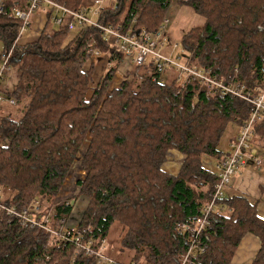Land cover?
I'll list each match as a JSON object with an SVG mask.
<instances>
[{"label": "trees", "instance_id": "16d2710c", "mask_svg": "<svg viewBox=\"0 0 264 264\" xmlns=\"http://www.w3.org/2000/svg\"><path fill=\"white\" fill-rule=\"evenodd\" d=\"M50 1L72 12L97 9L96 20L105 26L127 30L134 21L153 37L171 6L186 5L204 24L183 36L184 63L226 85L241 82L253 95L264 88V0ZM27 6L26 0L5 1L0 51L16 41L22 22L14 12ZM39 13L46 20L38 35L16 47L10 61L18 79L6 92L16 105L0 114V189L9 194L10 204L21 207L37 200L45 212L53 208L55 218L89 229L84 240L94 249L108 240L115 224L121 225L119 252L127 254L126 261L106 251L118 263L181 264L191 239L180 226L202 214L218 181L203 167V158L218 162L230 153L223 154L220 142L230 125L239 128V135L251 105L200 82L178 93L175 72L160 79L154 64L128 68L119 54L96 82L87 46L116 53L103 34L79 25L69 40L71 16L62 17L51 6L34 14L33 29ZM126 74V79L119 77ZM253 133L254 146L264 151V118ZM170 151L184 156L177 175L164 170ZM75 168L84 176L76 180L74 204L61 202L60 191ZM220 204L224 212L210 217L198 242L204 252L196 254L193 264H231L247 234L261 244L253 264H264L258 202L225 196ZM94 262L74 244L50 241L46 233L0 219V264Z\"/></svg>", "mask_w": 264, "mask_h": 264}, {"label": "built area", "instance_id": "2783aa9c", "mask_svg": "<svg viewBox=\"0 0 264 264\" xmlns=\"http://www.w3.org/2000/svg\"><path fill=\"white\" fill-rule=\"evenodd\" d=\"M6 0H0V15L4 12V3ZM27 9H16L14 15L22 22L19 35L11 46V48L0 51V114L7 108L16 105V101L7 95L4 83L11 72L10 61L14 53V49L21 46L22 38L33 29L32 20L34 14L41 10L45 11L46 6L53 7L58 13L63 16H71L72 21L69 24V29L81 30L82 26H90L97 29L103 34L104 40L110 45L111 49L115 50V54L110 56L101 49L89 44L86 49V54L94 61L97 69L107 71L114 62L118 61V56L122 55L124 61L122 63L128 68L132 65H142L150 62L156 66L157 72L160 74L158 78L162 79L166 72L172 71L177 74L178 93L186 88L191 82H200L202 86H207L209 90L219 91L223 95H231L251 105V116L249 120L241 127L237 138L230 145V153L220 161H216V174L218 181L214 186V194L211 202L207 204L202 214L194 219L192 224L180 226L181 230L186 231L190 235L191 243L187 253L182 258L181 264H193V259L198 252L203 253L204 249L200 248L198 242L204 231L209 225L210 217L214 214H222L224 207L220 204L227 191L233 187L235 180L242 177L247 171L248 164H254L258 169L264 168V151L254 146L253 132L255 125L264 118V88L261 89L258 95H253L247 86L241 82L228 83L227 85L221 81L212 78L209 72L201 69H196L187 63H179L171 56H167L169 52L167 43V26L169 17H165L156 37L148 33L145 27L138 28L134 26V21L124 30L121 26L108 25L105 26L101 22L94 20L92 17L98 14L97 9L82 10L72 12L61 7L60 5L50 0H26ZM101 3V1H97ZM62 17L55 19L56 24L62 23ZM81 25V27H78ZM176 48V45L173 46ZM166 49V50H165ZM165 50V51H164ZM101 65V66H99ZM120 66L118 69L121 73H126ZM127 68V69H128ZM122 69V70H121ZM97 73V72H96ZM99 75L98 73L95 75ZM125 76H119L126 79ZM119 78H115V85H119ZM75 173L78 176H75ZM84 173L78 168H75L73 173L67 178L63 185L59 198L67 189L69 182L72 179L83 178ZM76 188V181L75 187ZM4 192L0 189V219H8L17 221L22 226L32 230H37L48 234L51 241L66 242L74 244L78 249H83L87 254L95 258L94 264H126L118 263L111 258L107 253V241H103L99 249H94L91 243H86L84 235L90 230L81 231L77 226L70 223L67 218H55L56 214L53 208L45 212L40 201H34L26 206H16L10 204L3 196ZM61 200V199H60ZM67 202V201H66ZM70 203V200H68ZM70 204H73L70 203ZM135 264V263H130Z\"/></svg>", "mask_w": 264, "mask_h": 264}, {"label": "crops", "instance_id": "0c3cea01", "mask_svg": "<svg viewBox=\"0 0 264 264\" xmlns=\"http://www.w3.org/2000/svg\"><path fill=\"white\" fill-rule=\"evenodd\" d=\"M46 20V15L44 13H39L35 18V29L29 31L21 40L20 45L26 44L29 41L33 40L34 32L40 30L42 28L41 23ZM41 26V27H40ZM14 71V70H13ZM11 72L9 75L13 72ZM8 75V76H9ZM8 78V77H7ZM18 79V78H17ZM7 80V79H6ZM10 80L9 84H4L6 90H13L16 86H12ZM17 83V81H16ZM239 132V128L235 125L232 126V131L227 139L226 150H222L223 154H227L230 149L231 140L234 139ZM184 156L177 151H170L169 152V160L164 165V170L172 175H177L180 171L182 166V161ZM216 160L205 157L203 158V167L210 172L216 173ZM226 196H245L250 201L258 202L257 212L258 216L261 219H264V168L258 169L254 164L250 163L247 166V171L245 172L244 176L235 180L233 187H231L228 191ZM260 240L258 237L252 234H247L241 240L235 255L231 261V264H253L254 260L260 250Z\"/></svg>", "mask_w": 264, "mask_h": 264}, {"label": "rangeland", "instance_id": "374dc122", "mask_svg": "<svg viewBox=\"0 0 264 264\" xmlns=\"http://www.w3.org/2000/svg\"><path fill=\"white\" fill-rule=\"evenodd\" d=\"M93 1L94 0H85V4L93 5L94 4ZM102 1H104L105 5H108V3L110 4L113 2V0H102ZM163 17L164 18L169 17V24L167 26L166 32H167L168 37L170 38V46L168 47L169 52L166 54L167 56H171V58H173L177 62L184 63V56H186V52H185L184 47L182 46V42H181L182 38L190 29L194 27L203 26L204 19L200 17L199 15H197L190 7L186 5H179V4H174L173 6H171L168 12L164 14ZM92 18L96 20L95 16ZM164 18L162 19L164 20ZM38 31L40 30H38L37 28V30L34 32V36L38 35L37 34ZM77 31L78 29L72 30L70 32L68 39L70 40L71 38H73L76 35ZM175 45H176V48H173V46ZM15 70L16 69H14V71L8 76L7 80L5 81L6 85L9 84L10 80H12V83L15 82L12 86L16 84L18 75L16 74L17 72ZM96 72L99 74L95 76V80L97 82L100 76L104 73V70L99 68L96 70ZM97 73H95V75ZM232 126L233 125H230L228 127V129L226 130V133L224 134L220 142V148L223 150L227 149L226 147L227 139L229 138L231 134ZM75 176H78V174L75 173ZM75 181H76L75 179H72L69 182L67 189L63 192L60 198L61 202H66L70 200V203L73 202L74 204V200H72V197H73L72 195L74 194ZM3 196L5 199H8L9 194L4 193ZM121 237H122L121 225L115 224L113 228L111 229L109 238L107 240L108 252L110 256L115 258L117 255H119V257L122 260L126 261L127 254H121V252H119Z\"/></svg>", "mask_w": 264, "mask_h": 264}]
</instances>
